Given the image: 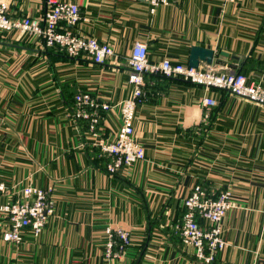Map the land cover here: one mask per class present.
<instances>
[{
  "label": "crops",
  "instance_id": "0c3cea01",
  "mask_svg": "<svg viewBox=\"0 0 264 264\" xmlns=\"http://www.w3.org/2000/svg\"><path fill=\"white\" fill-rule=\"evenodd\" d=\"M6 1L12 16L47 8L46 0ZM65 1L81 19L64 28L108 43L114 56L93 63L33 34L0 30V180L9 188L0 203L27 185L51 187L54 201L44 228L24 229L17 242L3 238L0 211V264H264V104L145 74L147 97L133 120L144 159L110 174L95 144L121 123L119 104L132 90L124 61L135 41L147 44L151 61L188 63L192 45L211 48L217 70L264 87V0H171L155 11L145 0ZM81 91L110 105L97 135L71 116ZM204 96L216 103L206 108ZM195 183L229 188L235 204L221 222L225 244L207 263L175 228ZM108 226L131 234L124 257L111 263L103 257Z\"/></svg>",
  "mask_w": 264,
  "mask_h": 264
},
{
  "label": "built area",
  "instance_id": "2783aa9c",
  "mask_svg": "<svg viewBox=\"0 0 264 264\" xmlns=\"http://www.w3.org/2000/svg\"><path fill=\"white\" fill-rule=\"evenodd\" d=\"M155 11L157 5L171 0H145ZM223 4L231 0H222ZM47 8L40 16H12L6 0H0V30L16 29L35 35L43 40L46 46H56L71 57L86 54L93 63H103L114 56L113 48L94 36H83L73 33L64 25H71L81 19L79 6L72 1L46 0ZM129 68L128 81L132 85L129 97L119 104L121 123L112 139L98 138L95 142L98 149L108 161L106 171L113 174L130 166L145 157L143 144L135 135L134 110L136 105L145 102L147 97L145 74L176 76L204 88L227 90L243 99L257 104H264V87L239 71L217 70L211 63L190 66L188 63L164 58L151 61L147 57V44L135 41L125 58ZM75 107L73 118L88 121V128L97 135L100 111L107 110L109 103L92 97L81 91L74 95ZM215 99L204 96L201 104L206 108L214 105ZM9 191L6 183L0 180V196ZM14 199L0 203V211L7 217V227L2 236L5 240L17 242L21 232L29 228L38 234L45 226L47 218L53 213L54 201L51 187L27 185L16 191ZM183 213L175 228L184 243L191 245L195 255L202 262L215 259L225 242L221 236V222L226 211L234 206L231 190L207 189L201 183H195L183 198ZM108 235L103 257L109 262L122 259L131 244V234L125 228H106Z\"/></svg>",
  "mask_w": 264,
  "mask_h": 264
},
{
  "label": "water",
  "instance_id": "95a60500",
  "mask_svg": "<svg viewBox=\"0 0 264 264\" xmlns=\"http://www.w3.org/2000/svg\"><path fill=\"white\" fill-rule=\"evenodd\" d=\"M213 56V49L200 45H192L189 49L188 64L197 67L200 61L211 63L213 61Z\"/></svg>",
  "mask_w": 264,
  "mask_h": 264
},
{
  "label": "trees",
  "instance_id": "16d2710c",
  "mask_svg": "<svg viewBox=\"0 0 264 264\" xmlns=\"http://www.w3.org/2000/svg\"><path fill=\"white\" fill-rule=\"evenodd\" d=\"M49 48H52V47H49ZM156 75H159V74H156ZM159 76H162V77H166V76H163V75H159ZM182 79V78H181ZM76 120H80V121H86L85 123H86V127H88V121L86 120V119H83V118H75ZM100 151V150H99ZM100 154L102 155V156H104V158H105V162H107L108 161V158H106L105 157V155L104 154H102L101 152H100ZM105 167H106V163H105ZM106 169V168H105ZM118 171H116V172H114V173H117ZM214 260V259H213ZM212 261V260H211Z\"/></svg>",
  "mask_w": 264,
  "mask_h": 264
}]
</instances>
